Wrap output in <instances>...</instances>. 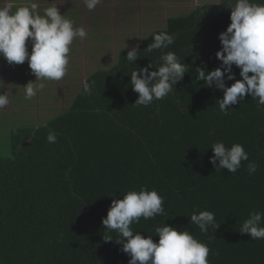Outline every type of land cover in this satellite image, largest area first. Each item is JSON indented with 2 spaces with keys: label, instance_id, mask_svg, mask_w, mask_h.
<instances>
[{
  "label": "trees",
  "instance_id": "1",
  "mask_svg": "<svg viewBox=\"0 0 264 264\" xmlns=\"http://www.w3.org/2000/svg\"><path fill=\"white\" fill-rule=\"evenodd\" d=\"M6 3L0 0V7ZM235 3L206 1L169 16L142 38L137 61L126 58L132 48L122 49L113 65L88 74L85 80L95 81L91 95L83 94L84 80L68 107L54 116L38 125L19 120L9 125L1 137L8 138L10 151L0 156V264H129L118 233L102 221L114 199L144 186L164 197L165 214L141 217L131 225L134 232L158 242L156 227L188 229L209 246L210 264H264V239L239 231L251 212L264 213V106L248 94L225 115L219 110L223 91L198 80L196 72L221 66L219 35L230 25ZM24 5L13 4L12 12ZM72 9H65L70 12L65 17L80 23L81 13ZM160 31L174 34L175 42L145 51ZM169 51L188 72L164 99L134 105L139 94L131 72L150 62L155 70ZM232 71L242 79L239 67ZM234 82L226 80L228 86ZM49 132L56 143L47 142ZM217 141L229 148L242 144L257 171L249 173V161L236 173L215 167L210 158ZM202 210L214 212L220 225L207 234L190 223V215Z\"/></svg>",
  "mask_w": 264,
  "mask_h": 264
},
{
  "label": "clouds",
  "instance_id": "2",
  "mask_svg": "<svg viewBox=\"0 0 264 264\" xmlns=\"http://www.w3.org/2000/svg\"><path fill=\"white\" fill-rule=\"evenodd\" d=\"M87 9L93 11L103 0H84ZM11 3L0 7V55L10 64H23L28 61L35 81H60L68 71L70 46L74 40H83L87 32L83 26L75 27L74 22L60 13L57 5L44 9L43 15L38 12L39 5L30 2L12 12ZM231 23L226 31L220 33L222 48L216 53L222 61L220 67L207 71L197 68V79L203 80L208 87L213 85L223 91L219 100V110L227 115L230 105L240 103L246 95L257 100L258 107L264 106V3H254L253 0H236L235 6H230ZM154 40L145 51L166 49L175 42V35L160 31L153 35ZM31 42V52L28 42ZM139 46L127 52V60L137 61ZM162 64L153 68L150 62L147 66L131 72V86L137 92L138 99L134 105L149 106L154 100H162L173 91V86L183 79L188 69L174 52L162 53ZM233 65L241 69L242 79H235ZM251 73V75H250ZM226 80H235L231 86ZM29 82L25 85V98L32 99L37 92L43 90L44 83ZM95 81L83 83V94L91 95ZM10 103L6 92L0 93V109ZM48 143H56L54 132L47 135ZM211 148L214 155L210 158L215 167L227 169L236 173L243 161H249V153L239 143L230 148L222 141L215 142ZM218 161V163H217ZM258 165L249 161V173H255ZM164 197L157 190H148L146 186L139 191L131 190L122 199H114L103 226L109 232L119 235L117 243L123 244V252L130 256L129 264H210L209 246L198 240L188 230H178L165 224L156 227L158 242L152 235L145 237L140 232H134L131 225L139 223L141 217L145 220L164 215ZM190 223L196 225L201 233L207 234L210 227L217 229L215 213L210 210L194 211L190 215ZM243 234H250L252 240L264 239V213L253 211L239 228ZM113 237L105 235L106 241Z\"/></svg>",
  "mask_w": 264,
  "mask_h": 264
},
{
  "label": "rangeland",
  "instance_id": "3",
  "mask_svg": "<svg viewBox=\"0 0 264 264\" xmlns=\"http://www.w3.org/2000/svg\"><path fill=\"white\" fill-rule=\"evenodd\" d=\"M206 1L218 3L220 0H107L93 11L87 9L84 0H59L51 4L26 1L28 4L38 3L41 15L45 8L42 11L40 9L44 6L57 5L62 15L70 13L66 12V8H73L71 11L81 13L80 23L73 15L68 18L73 22L75 19V27L83 26L87 36L83 40H74L70 46L68 71L63 79L57 82L35 81L36 76L33 75L32 81L36 84L44 83L45 87L32 99L25 98V90L16 91V94L14 90L13 101L18 106L15 114L34 125H38L47 116H54L68 107V102L91 71L113 65L120 50L138 46L143 37L164 25L169 16L188 13L195 5ZM18 2L25 0H7L12 5ZM3 92V87H0V93ZM18 118L12 115L0 116V138L6 125H13ZM9 151L8 138H1L0 156L8 155Z\"/></svg>",
  "mask_w": 264,
  "mask_h": 264
},
{
  "label": "crops",
  "instance_id": "4",
  "mask_svg": "<svg viewBox=\"0 0 264 264\" xmlns=\"http://www.w3.org/2000/svg\"><path fill=\"white\" fill-rule=\"evenodd\" d=\"M26 1L28 0H25V2H22V3L28 4ZM58 1L59 0H56L53 3H56ZM14 4H17V3H14ZM44 4H48V3H44ZM31 49L32 47L29 48L28 51L31 52ZM24 63L25 64H10L2 55H0V87H3L4 91L8 94L9 100H10V103L8 106H6L3 109H0V116L12 115L14 118H16L18 114H15L14 111H16V109L18 110V106L17 105L15 106L13 97L15 96L16 91L25 90V85H27V83L29 82H33L32 80H33L34 74L32 73L29 67L28 61L26 60ZM14 90H15V94L13 93ZM5 120L6 119H4L3 121ZM18 120L24 123L23 117L19 116ZM14 122L15 121L11 123H14ZM8 126L9 125H6L4 129L3 137L6 136L7 133L10 131L11 126H9V128Z\"/></svg>",
  "mask_w": 264,
  "mask_h": 264
}]
</instances>
